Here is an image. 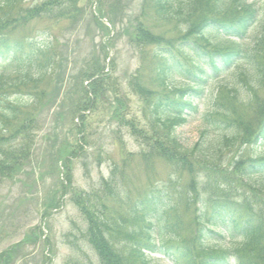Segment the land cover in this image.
I'll return each mask as SVG.
<instances>
[{"label":"trees","instance_id":"16d2710c","mask_svg":"<svg viewBox=\"0 0 264 264\" xmlns=\"http://www.w3.org/2000/svg\"><path fill=\"white\" fill-rule=\"evenodd\" d=\"M83 1L0 0L3 177L19 170L29 158L35 133L41 129L40 108L46 105V95L38 91L40 83L34 77L53 84L61 60L56 38L17 39L16 34L40 20L74 29L90 26L91 21L108 32L95 14L87 16ZM135 2H139L138 11L128 18L136 10ZM256 4L248 0H114L108 7L110 14L105 10L107 1L98 0L100 17L113 27L128 21L131 43L141 59L127 90L114 76V66L112 73L105 72L101 62L107 60V45L91 55L93 63L84 74L74 77L80 91L71 94L69 116L85 111L93 102L94 107L106 105L120 126L131 127L142 147L138 155L126 156L122 165L114 164L116 169L102 188L75 193L73 198L101 264H150L151 254H162L173 264H231L232 260L264 264V14ZM253 29L257 32L254 45L245 47L242 41ZM218 36L238 41L214 43ZM240 63L248 67L234 85L220 86L207 102L208 81ZM8 72L15 75L6 77ZM96 76L89 86L84 85L85 79ZM175 77L188 85L173 84ZM56 84L59 90L66 83L62 79ZM130 96L141 101L136 113H132ZM57 98L47 101L55 108ZM63 115L59 112L56 122ZM196 119L201 122L198 142L186 148L177 129ZM77 129L78 134L83 132L78 127L72 134ZM54 134L49 140L58 143L60 134L56 129ZM70 138L69 133L58 147L64 158L77 155ZM88 140L83 141L90 144ZM78 148L82 150L79 144ZM70 161L65 160L69 182ZM140 161L146 177L141 182L143 175L135 173ZM217 228L222 231L213 230ZM224 234L235 242L227 247L207 243ZM16 253L1 254L0 264H11Z\"/></svg>","mask_w":264,"mask_h":264},{"label":"rangeland","instance_id":"374dc122","mask_svg":"<svg viewBox=\"0 0 264 264\" xmlns=\"http://www.w3.org/2000/svg\"><path fill=\"white\" fill-rule=\"evenodd\" d=\"M110 2L112 3V1ZM82 4L86 5L87 8L89 6L85 2ZM260 4L261 2H258V5ZM88 10L87 14L90 16L91 9L88 8ZM89 24L90 26L83 25L79 29H74L68 24L54 26L46 20L32 21L19 30L16 35L42 39L41 34L46 29L47 34L50 35V40L56 38V49L61 56L60 62H57L58 67L56 66L58 71L56 76H59V80L67 79L69 82L68 77L73 72L78 73L79 69L85 67V55L87 58L91 55H97L100 52V45L106 42V31L99 25H93L91 21ZM118 30L120 31L112 41L114 48L110 55V62L113 60L112 64L116 67L118 74L121 77H126L141 66V59L130 43L131 36L128 33V26ZM253 38L254 36L250 34L246 40L242 41V44L251 48L254 45ZM227 40V38L218 36L214 41L226 43ZM107 64L110 65V63ZM247 67L248 64L246 63L242 66H236L228 73L210 81L208 85L209 94L219 86H232L236 76L241 71H245ZM38 79V77H34V81L40 83L36 87H39V92L45 93L47 102L48 98L56 94L57 82L54 80V84H49L48 81L42 83V80ZM177 81L178 83L182 82L179 78ZM141 106L142 104L136 97L131 99L132 113L138 112ZM201 108L203 110V107ZM40 113L44 125L48 122L49 111L44 107ZM68 120L63 119L56 124V130H60V134L62 131L67 132L69 126L72 125L67 123ZM86 124L89 138H93L92 142L94 143L104 142V150H94V153H90V155L77 158L73 162L72 168L76 186L91 191L98 186L100 187L102 178L109 179L114 163H121L124 155L139 153L141 148L126 133L125 129L114 130L109 114L101 108L92 111L87 116ZM50 127L52 124L47 123L45 133L42 132L38 135V145L33 154L30 168L28 166L25 172L9 178V180L3 179V184L0 186V232L2 234L4 229L7 233L1 235L0 253L19 244L21 252L16 264H64L65 258L71 255L70 249L64 244V235L70 232L78 234L77 229L71 223L72 219L75 223L80 222L79 212L69 202L68 196L62 197V206L58 210L45 213L44 207L50 204L55 195L56 197H58L57 195L60 196L59 165L55 158L51 157L50 159L49 155V152H52V142L47 137V131ZM200 129L201 122L198 119L190 120L186 125L178 128L177 134L180 143L186 148H191L198 142ZM261 147L264 150V146ZM54 155L62 160L63 154L59 153L57 149ZM100 158L103 160L101 163L98 160ZM144 169L145 166L142 161L135 167L136 175L138 177L143 175L140 182L146 178L145 173H142ZM44 217H46L45 220ZM38 226L41 227L43 235L38 229L33 231ZM32 232H35L38 237V242L35 245L27 243V238L31 239ZM44 237L47 238V243L41 240ZM153 260L155 264H170L160 256H156Z\"/></svg>","mask_w":264,"mask_h":264}]
</instances>
